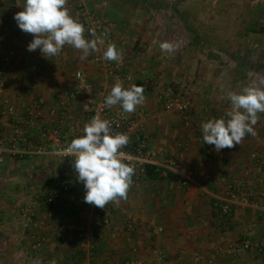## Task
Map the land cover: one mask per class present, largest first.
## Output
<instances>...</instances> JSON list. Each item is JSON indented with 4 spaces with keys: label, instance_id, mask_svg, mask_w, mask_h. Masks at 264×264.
<instances>
[{
    "label": "crops",
    "instance_id": "obj_1",
    "mask_svg": "<svg viewBox=\"0 0 264 264\" xmlns=\"http://www.w3.org/2000/svg\"><path fill=\"white\" fill-rule=\"evenodd\" d=\"M74 1L96 12L103 25L96 37L104 44L83 60L82 53L69 45L48 58L39 49L28 51L34 37L14 20L24 0H0V61L6 68V87L0 96V140L6 149L0 155V264H52L53 260L55 264H152L157 248L166 255L165 264H198L197 256L199 264L210 258L215 264H264V247H258L264 242V113H258L254 136L248 134L240 145L217 152L214 145L200 140V126L225 116L231 106L226 95L233 91L230 87L190 92L187 108H165L164 90H173V83L182 81L175 67L182 58L191 63L207 59L222 68L233 61H227L226 54L216 58L208 43L193 39L192 24L177 22L180 12L173 0L158 1L156 7L146 0ZM179 28L184 32L180 53L175 51ZM162 42L171 43L174 50L162 52ZM110 43L123 53L124 65L117 76L102 62L93 61L95 56L103 59ZM196 47L201 53L193 56ZM77 71L94 85L96 99L99 89L110 92L117 79L125 88L143 85L144 104L128 114H145L143 131L149 137L153 164L161 166L170 159L181 164L179 179L161 171L156 179L143 176L129 188L127 199L106 205L110 224L93 237L88 232L100 223V208L79 202L85 188L76 178L75 157L63 158L51 146L34 155L9 152L13 142L20 150L45 144L52 128L60 130L66 144L82 132L90 113L87 95L77 93ZM189 73L185 83L194 81ZM147 80L152 85H146ZM34 103L41 108L26 119L25 111ZM182 177H187L186 185L181 184ZM59 184L69 189L55 203H46V196ZM226 203L233 207L228 213L221 208ZM24 207L34 213L28 224ZM128 217L136 222L132 231L126 228ZM245 241L250 248L240 247Z\"/></svg>",
    "mask_w": 264,
    "mask_h": 264
},
{
    "label": "clouds",
    "instance_id": "obj_2",
    "mask_svg": "<svg viewBox=\"0 0 264 264\" xmlns=\"http://www.w3.org/2000/svg\"><path fill=\"white\" fill-rule=\"evenodd\" d=\"M66 4L67 0H24L22 10L14 15V20L21 31L34 37L27 45L28 51L39 49L48 58L58 55L65 45H69L82 53L81 60L91 52L99 51L98 44H104V40L96 37L94 31L91 35L96 38L86 39L84 25L70 14ZM160 49L169 53L174 50L169 42L160 43ZM103 59L122 63L123 53L110 43L104 50ZM144 91L143 85L131 84L125 88L117 79L105 97V106L119 105L124 113H132L144 104ZM226 95L231 106L225 116L208 119L200 126L203 142L214 145L217 152L240 145L248 134L255 135L258 113H264V76L258 75L256 81L242 91H229ZM82 132L83 135L74 138L65 151L75 157L73 167L77 181L84 184V201L104 209L109 203L127 199L135 169L124 162L121 150L128 145L129 137L114 132L112 123L99 115L86 123ZM52 264H55L54 260Z\"/></svg>",
    "mask_w": 264,
    "mask_h": 264
},
{
    "label": "rangeland",
    "instance_id": "obj_3",
    "mask_svg": "<svg viewBox=\"0 0 264 264\" xmlns=\"http://www.w3.org/2000/svg\"><path fill=\"white\" fill-rule=\"evenodd\" d=\"M158 1L163 3V0H146V4L150 3L156 7ZM174 1V6L180 12V21H176L192 24L193 39L208 43L209 51H213L216 58H222L226 54L229 58L227 61H233L227 63L226 68L216 62L210 63L207 59H204V62L191 63L182 58L175 63V67H178L176 76L182 81L173 83V91L182 103L189 102L190 105V97L186 96L190 92L210 93L225 86L240 92L256 81L250 73L253 72L257 78L264 68V0ZM78 6L89 9L85 4L67 0L68 9L75 10ZM183 38L184 32L179 28L175 39L176 52L180 53L184 48ZM191 53L195 56L196 53H201V50L196 47ZM190 70L194 81L185 83V74L191 77Z\"/></svg>",
    "mask_w": 264,
    "mask_h": 264
},
{
    "label": "built area",
    "instance_id": "obj_4",
    "mask_svg": "<svg viewBox=\"0 0 264 264\" xmlns=\"http://www.w3.org/2000/svg\"><path fill=\"white\" fill-rule=\"evenodd\" d=\"M74 18H77L79 22H81L85 27L84 35L89 39H93L91 35V31H94L95 34L99 29L102 28V23L99 15L87 9L84 6H78L75 9V14L72 15ZM110 37V36H109ZM110 39V38H109ZM94 62H102L104 67L107 71L112 75H119L121 68L123 67L124 63L117 62V61H107L102 59L100 56H95L93 59ZM80 74L79 76L77 74ZM76 79L78 80V94H86V106L87 110L90 113L89 121L94 116L99 115L102 119L109 120L113 125L114 132L124 133L129 137V143L126 147H124L121 151L124 153V162L130 163L134 166L135 173L132 177V184L130 187L136 186L143 176H146V165L153 164L152 163V155L149 146V137L143 131V119L145 114H137L135 116H130L128 113H124L122 108L117 105L114 107H106L105 106V97L109 94L105 90H98L100 93V98L96 99V97L92 94L95 91L94 85L87 81L84 73L82 71L76 72ZM146 85H152L150 80H147ZM6 87V68L3 62L0 61V96L3 94ZM164 93L168 96L167 102L165 104L166 109H172L175 105H179L182 108H187L189 102L182 103L179 98L175 95L172 89H165ZM41 108L40 104L34 103L30 109L25 111L26 119H31L36 116V112ZM10 113L14 114V110L10 109ZM24 118H21V122L28 121ZM83 135V132L78 133L74 138ZM47 142L40 146H33L32 144L24 148L23 150L18 149L17 145L13 142L9 148V152L13 155L22 153V154H30L34 155L36 153L44 152L48 150L51 146L55 149L56 153L62 156L63 158L74 157L71 155L66 154V148L68 144L64 143L63 136L58 128H52L47 131ZM203 141V137L200 138ZM6 151L5 149V141L3 139L0 140V155ZM156 165V164H154ZM157 166V165H156ZM161 173L167 174L169 171L172 173L179 174L181 169L180 162L170 159L167 160L163 165L158 166ZM188 182L187 177L181 178V184L186 185ZM69 189L67 184H59L54 186L52 191L46 196L45 202L48 204H53L57 201L60 195L63 192H66ZM232 189V188H231ZM85 190L81 194L79 198V202L83 205H91L84 201ZM224 213H228L232 211L233 207L231 204L226 203L222 207ZM23 214L26 217V223H30L33 221L34 213L29 207L23 208ZM109 211L107 208L100 209L98 212V219H100V223L91 229L88 234L90 236H95L99 231L102 230L103 226L110 224V216ZM136 222L134 218L128 217L126 221V228L129 231L135 229ZM241 248L248 249L251 247L250 242L245 241L241 244ZM259 248L264 247V242H261L258 246ZM237 250V249H235ZM157 254L156 259L152 262V264H165L166 263V255L164 252L157 248L155 249ZM196 263L199 264V256L196 258ZM216 261L213 258L208 260L207 264H215ZM127 264H136L135 261H128Z\"/></svg>",
    "mask_w": 264,
    "mask_h": 264
},
{
    "label": "trees",
    "instance_id": "obj_5",
    "mask_svg": "<svg viewBox=\"0 0 264 264\" xmlns=\"http://www.w3.org/2000/svg\"><path fill=\"white\" fill-rule=\"evenodd\" d=\"M261 76H264V68L261 70ZM146 175L152 179L158 178L160 175L159 167L154 164H147L146 165ZM167 176L170 177L171 179H179L178 174H174L170 171L167 173Z\"/></svg>",
    "mask_w": 264,
    "mask_h": 264
}]
</instances>
